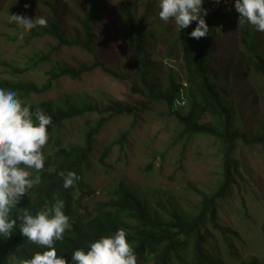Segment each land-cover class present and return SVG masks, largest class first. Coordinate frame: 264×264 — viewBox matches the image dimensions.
<instances>
[{
	"label": "rangeland",
	"instance_id": "374dc122",
	"mask_svg": "<svg viewBox=\"0 0 264 264\" xmlns=\"http://www.w3.org/2000/svg\"><path fill=\"white\" fill-rule=\"evenodd\" d=\"M138 1L137 13L152 33V59L147 80L157 94L162 95L168 90L171 74L180 79L183 94L178 102L179 113L185 116L191 95L184 63L180 60L183 29L178 30L171 19L165 22L159 18V0ZM207 1H214L218 9L223 5L231 6L234 0ZM48 3L58 9L59 28L65 37L79 42L86 39L81 21L89 13L92 0H0V63L26 68L30 65V57L39 53L50 54L57 44L55 39L41 36L28 42L30 30L27 29H23L25 34L20 39L22 29L9 19L12 14H26L32 18L43 16L48 25L54 21ZM96 6L95 20L91 25L93 36L88 44L92 52L80 46L62 47L50 61L18 77L10 76L0 64V79L32 81L43 86L48 79L46 73L53 66H88L94 63V55L119 72L133 70L132 56L125 43L127 22L121 0H96ZM129 8L132 9V4ZM144 11L148 13L146 18H142ZM235 19L239 20L237 13L216 22V32L212 33L209 48L210 74L234 111L235 130L251 139L264 135V76L253 70L257 55L252 58L251 52L244 49L241 40L243 26ZM191 26H196V22ZM249 27L253 32L255 52L264 54V32ZM45 28L37 26L31 30L41 33ZM131 86L132 82L112 78L100 69H94L83 74L80 81L63 78L51 92L33 95L26 101L35 105L48 101L55 103L69 95L76 103L102 107L118 102L139 108L138 104L148 99L132 93ZM96 118L97 113L85 114L65 124L62 146L71 148L82 144L83 135L89 128L88 121ZM133 121L125 115L117 116L97 138L91 168L85 176L90 190L82 201L79 214L90 212L97 202L110 200L123 182L142 199L152 215L167 219L176 210L194 216L189 214L197 213L203 198L214 194L223 181V153L219 150V141L208 136L179 140L182 126L169 116L162 101L139 112L136 127L132 126ZM199 123L213 124V120L204 116ZM128 130H132L128 143L123 148L115 145L104 164L101 163L105 147ZM54 151L57 150L46 148L48 155ZM234 158L239 164L236 183L230 195L219 202V228L212 224L203 228L207 239L205 249L213 252L212 260L219 264H239L249 260L264 264V150L261 147L248 148L239 142ZM10 257L13 261L12 254Z\"/></svg>",
	"mask_w": 264,
	"mask_h": 264
},
{
	"label": "trees",
	"instance_id": "16d2710c",
	"mask_svg": "<svg viewBox=\"0 0 264 264\" xmlns=\"http://www.w3.org/2000/svg\"><path fill=\"white\" fill-rule=\"evenodd\" d=\"M138 0H121L122 11L127 22L125 39L132 56L133 70L126 69L124 73L112 69L95 56L94 63L79 68L53 66L52 70L46 73L48 79L43 86L32 81H9L0 79V87L15 89L20 99L32 105V110L42 109L46 114L52 116L53 123L49 126V142L44 147L45 167L39 173L41 184L25 194L17 208L12 210V217L17 215V209L27 208L33 215L41 210L45 202H52L53 194H57L65 201V213L71 217V227L64 233L62 241L55 242L58 255L64 256L69 264H72V252L83 248L87 250L89 244L99 239L101 236L114 234L118 229L123 228L128 234V240L137 254V264H219L212 260L214 254L206 250L207 239L203 232L205 225L212 224L219 228L218 205L232 192V187L236 183L239 164L235 160V152L239 141H242L248 148L261 147L264 150V135L255 136L250 139L247 134L240 133L234 128V111L229 105L227 98L218 89L217 83L210 74L209 48L212 41V33L215 31L216 22L229 12L238 13L234 3L231 6H221L214 9L215 2L208 3L204 0L203 8L207 10L205 17L209 26V32L199 40L191 38L189 33L195 28L191 25L183 29L181 36L183 45L182 59L187 71L186 81L191 95V108L186 116H181L176 102L183 91V83L171 74L168 82V90L162 95L157 94V90L152 87L147 80V73L151 65L152 35L147 30V26L137 13ZM132 4V9L129 5ZM53 12L54 21L50 22L40 33L29 31L28 42L50 36L57 42L50 54H36L29 58L30 65L27 68H17V66L0 63L4 70L11 76L18 77L36 69L39 65L51 60V56L59 52L62 47H82L87 52L90 51L88 44L93 36L92 23L96 16V0H92L89 13L81 21L82 29L86 36L83 42L68 39L59 28L58 9L48 3ZM213 8V9H212ZM150 11V8L147 9ZM144 11L142 18L147 17ZM216 32V31H215ZM242 42L248 50L253 40V35L248 25L241 28ZM24 45L25 41H24ZM251 57L255 55L251 48ZM259 65H253V70L257 74L264 76V56L257 55ZM94 69H100L106 75L126 82H132L131 92L136 95L145 96L148 101L140 102L137 106H128L122 103L113 102L106 106L86 104L84 102H73L72 98L65 95L57 102H44L35 105L27 102L33 95H44L57 88L63 78L72 81H80L83 74ZM201 99H198L200 98ZM162 101L166 104L169 116L175 118L182 125L183 131L179 140L185 137L208 136L219 141V150L223 153V181L218 190L211 196H205L200 205L199 211L194 216H188L178 211H173L167 219H161L157 215H152L145 203L139 196L130 190L125 183L121 182L112 193L110 200L97 202L92 212L79 214L82 201L90 190V186L85 181L86 173L91 168V157L97 145V138L101 132L117 116L125 115L134 119L132 126L137 125L139 112L150 109L154 102ZM97 113V118L88 121L82 144L67 148L62 146L61 139L64 134V125L68 122L82 117L85 114ZM210 116L213 124L202 126L199 124L200 118ZM132 130L122 132L119 139L106 146L101 156L100 162L105 160L115 145L124 147L128 143V135ZM187 145L184 146V152ZM46 148L57 150L47 154ZM75 171L81 179L72 188H63L61 172ZM35 175V173H33ZM78 195V196H76ZM20 221L17 220L16 230L20 232ZM18 235V234H14ZM20 237V236H19ZM44 247L39 246L29 240L25 241L21 254H27L30 258L36 252H43ZM3 264H7V259L3 258ZM240 264H261L257 260L243 261Z\"/></svg>",
	"mask_w": 264,
	"mask_h": 264
},
{
	"label": "clouds",
	"instance_id": "9594fccd",
	"mask_svg": "<svg viewBox=\"0 0 264 264\" xmlns=\"http://www.w3.org/2000/svg\"><path fill=\"white\" fill-rule=\"evenodd\" d=\"M203 4L204 0H159L158 15L165 22L170 19L174 21L176 28L180 31L196 22L195 28L189 35L199 40L209 32V26L205 20L208 12L203 8ZM234 7L239 16V20H235L240 26L251 25L256 31L264 32V0H235ZM214 9H216L215 6ZM232 14L234 12L228 11L224 18ZM9 19L22 29L19 32L20 39L25 34L23 29L31 31L37 26L46 27L48 23L43 16L32 18L26 14H12ZM149 33L152 35L151 32ZM125 43L127 46L126 39ZM252 47L255 51L254 39L249 49L245 47L244 49L251 52ZM255 54L264 56L263 53L255 52ZM180 60L184 63L182 55ZM256 60V66H258L259 58ZM258 75L261 76V74ZM176 79L181 81L177 77ZM182 94L176 102L178 111H180L178 102ZM190 108L191 98L188 113ZM180 115L183 116L181 113ZM203 117L202 115L201 118ZM52 123L51 115L40 108L33 111L32 105L22 101L15 89L0 87V264H3V258L7 259V264H69L64 256L58 255L54 246L55 242L64 239L65 231L71 227V217L65 213L63 199L53 194L52 202L46 201L44 207L35 215L27 208L17 209L15 218L11 215L21 198L36 185L41 184L39 173L45 167L43 149L49 142L48 128ZM60 176L63 179L64 189L72 188L81 179L75 171L61 172ZM92 211L93 208L90 212ZM17 220L20 221V232L15 229ZM27 240L46 250L36 252L31 258L27 254L20 255ZM71 260L72 264H137L138 257L128 240L126 230L120 228L112 235L101 236L91 242L87 250L83 248L74 250Z\"/></svg>",
	"mask_w": 264,
	"mask_h": 264
}]
</instances>
